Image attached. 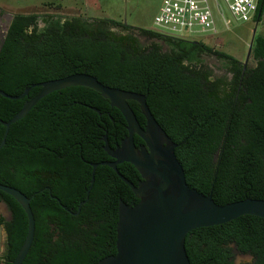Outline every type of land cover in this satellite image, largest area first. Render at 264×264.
I'll use <instances>...</instances> for the list:
<instances>
[{
	"label": "trees",
	"instance_id": "obj_1",
	"mask_svg": "<svg viewBox=\"0 0 264 264\" xmlns=\"http://www.w3.org/2000/svg\"><path fill=\"white\" fill-rule=\"evenodd\" d=\"M263 15L260 0L254 22ZM40 17L15 14L0 44V90L17 97L30 88L19 100L0 95L1 121H10L40 92L32 85L87 74L111 88L146 96L155 120L179 144L175 156L190 188L221 206L264 200V32L252 43L255 66L244 69L233 56L200 41L141 30L153 40L143 47L132 34L112 32L114 27L130 29L108 18L62 21L60 15L46 14L44 28L38 29ZM207 53L226 62L230 80L211 78L201 60ZM128 104L144 128L139 104ZM4 133L0 124V143ZM104 136L110 147L120 144L127 136L126 122L107 99L85 87L47 95L10 127L0 149V184L31 198L35 219L23 264H97L115 255L118 203H130L131 189L112 169L99 166L78 212L90 187L91 164L107 159ZM0 202L11 215L9 221L0 218L6 232L0 264H12L26 238L27 216L1 191ZM185 250L190 264H234V250L251 255V264H264V219L243 216L191 231Z\"/></svg>",
	"mask_w": 264,
	"mask_h": 264
},
{
	"label": "water",
	"instance_id": "obj_2",
	"mask_svg": "<svg viewBox=\"0 0 264 264\" xmlns=\"http://www.w3.org/2000/svg\"><path fill=\"white\" fill-rule=\"evenodd\" d=\"M254 34L255 30L253 36ZM253 40L254 38L243 63L244 68L251 54ZM34 87L40 88V92L34 98L25 102L22 109L10 121L0 120V124L5 128L0 149L5 145L9 129L13 124L26 117L30 110L47 95L69 87H85L99 93L110 102L111 107L121 113L126 122L127 136L116 149L109 146L107 137L104 136L103 149L115 159V162L91 164V181L86 200L78 206L79 212L89 197L98 166L111 168L140 199L137 204L127 205L122 201L119 202L116 253L100 260L97 264H190L185 250V238L191 231L223 225L243 216L264 219V200L248 198L221 206L214 202L211 195H203L188 186L184 170L175 156V149L179 144L174 143L155 120L147 106L146 96L111 88L87 74H73L31 86ZM29 91L30 88L20 96L13 97L0 90V95L6 99L19 100L26 97ZM128 101L139 104L146 122L144 128L139 124ZM92 110L100 114L97 109L92 108ZM135 136L144 142L140 154L136 152ZM123 162L131 164L144 179L137 187L117 172V164ZM0 191L12 197L27 216L26 238L12 263L23 264L35 235V219L30 207L31 198L13 187L2 184ZM57 201L60 203L59 200ZM61 207L67 210L65 206L61 205Z\"/></svg>",
	"mask_w": 264,
	"mask_h": 264
},
{
	"label": "rangeland",
	"instance_id": "obj_3",
	"mask_svg": "<svg viewBox=\"0 0 264 264\" xmlns=\"http://www.w3.org/2000/svg\"><path fill=\"white\" fill-rule=\"evenodd\" d=\"M163 2L164 0H0V44L15 14L37 13L41 15L37 21L38 29L44 28L45 22L42 19H46L44 18L46 14L60 15L62 21L73 16H80L91 22L98 18H108L130 29V31H126L121 27H114L111 29L112 32L117 35L132 34L143 47H147L153 40H148L139 31L157 29L154 19ZM222 5L224 6L223 3ZM224 17L231 22L230 27L226 29L221 19L217 17L218 32L213 38L205 36L200 38L185 37L188 38L187 40L203 42L244 63L252 38L264 32V15L260 23L235 21L224 8ZM161 48L163 52L168 50L165 45H162ZM201 60L202 65L211 71L212 79H231L232 74L229 72V67L221 58L207 53L202 55ZM246 65L248 68L255 66L251 56H249ZM10 217L9 209L3 202H0V218L9 221ZM5 250L6 232L2 225L0 226V258L3 257ZM235 255L237 260L242 263L250 261L247 257Z\"/></svg>",
	"mask_w": 264,
	"mask_h": 264
},
{
	"label": "built area",
	"instance_id": "obj_4",
	"mask_svg": "<svg viewBox=\"0 0 264 264\" xmlns=\"http://www.w3.org/2000/svg\"><path fill=\"white\" fill-rule=\"evenodd\" d=\"M224 6L222 5V3ZM260 0H164L154 19L155 32L188 39L217 35L216 18L228 29L231 22L224 17V8L235 21L254 22Z\"/></svg>",
	"mask_w": 264,
	"mask_h": 264
},
{
	"label": "flooded vegetation",
	"instance_id": "obj_5",
	"mask_svg": "<svg viewBox=\"0 0 264 264\" xmlns=\"http://www.w3.org/2000/svg\"><path fill=\"white\" fill-rule=\"evenodd\" d=\"M246 68V67H245ZM244 68V69H245ZM137 137V136H135ZM135 137H134V144H135V147H136V152L138 154H140L141 152V147L144 145V142L141 140H135ZM119 144H114V147H111L112 149H116V147L118 146ZM110 146V145H109ZM104 150V149H103ZM104 154H105V157L107 158L106 160H103L101 162H106V163H112V162H115V159L111 158L105 151H104ZM99 162V163H101ZM94 164H97V163H94ZM132 165L129 164V163H126V162H123V163H120V164H117L116 168L120 167L121 170L125 171V173L132 179V181L130 182L128 179H126L124 176H122L119 172H118V169H117V172L123 177L125 178L126 180H128L130 183H132L135 187H137L140 182H143L144 179L142 178V176L139 174V172L133 167V169H131ZM99 167V166H98ZM97 167V168H98ZM107 167V166H105ZM109 168V167H108ZM111 169V168H110ZM127 169V170H125ZM116 173V172H115ZM117 174V173H116ZM118 176V175H117ZM132 191V190H131ZM133 193V192H132ZM139 198L135 196V194L133 193V198L130 200V203L127 204V205H130V204H137L139 202ZM122 201V200H119V202ZM123 202V201H122ZM118 207H119V203H118ZM235 254H238L240 257H247L250 261H248L247 263H242L241 261H238L237 260V257ZM238 262H241L240 264H251L252 262V256L251 255H248V254H241L240 252L234 250V255H233V263L234 264H238Z\"/></svg>",
	"mask_w": 264,
	"mask_h": 264
}]
</instances>
